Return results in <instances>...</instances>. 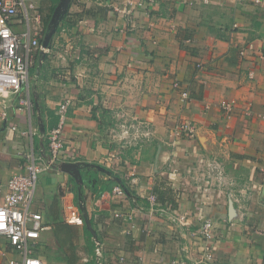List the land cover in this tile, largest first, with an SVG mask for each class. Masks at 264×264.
<instances>
[{
	"label": "crops",
	"instance_id": "1",
	"mask_svg": "<svg viewBox=\"0 0 264 264\" xmlns=\"http://www.w3.org/2000/svg\"><path fill=\"white\" fill-rule=\"evenodd\" d=\"M34 1L46 32L60 0ZM138 2L72 0L45 59L34 52L29 88L0 104V204L9 180L24 171V153L33 151L43 170L31 209L48 229L32 244V254L44 264H96L98 242L90 233L91 250L85 224L67 222L70 205L80 210L78 185L61 163L48 167L47 136L68 98L65 148L77 159L66 162L105 167L141 199L115 196L118 182L83 170L103 264L121 258L126 264L196 262L205 219L217 227L219 264H264V0H156L144 8ZM21 99L31 106L22 107ZM222 101L236 103L230 118ZM124 119L147 125L151 138L124 143L118 129ZM185 122L197 125L194 138L174 136ZM209 158L225 168V187L212 186ZM109 180L116 184L98 196ZM152 193L160 208L185 214L186 225L171 222L159 207L152 213ZM120 211L135 214L130 233L115 216ZM11 260L22 255L0 236V264Z\"/></svg>",
	"mask_w": 264,
	"mask_h": 264
},
{
	"label": "built area",
	"instance_id": "2",
	"mask_svg": "<svg viewBox=\"0 0 264 264\" xmlns=\"http://www.w3.org/2000/svg\"><path fill=\"white\" fill-rule=\"evenodd\" d=\"M156 0H139V7H147ZM243 1V0H237ZM16 26H23L21 32H16ZM45 33V24L34 0H0V104H6L8 100L17 97L24 89L29 88L30 71L34 67V52L44 50L42 41L39 39ZM253 78L254 74L250 73ZM184 99L189 98V93H182ZM22 107L31 106L29 99H21ZM72 104L71 99H65L58 108L59 124L47 136L49 141L50 158L48 167L68 160H76L77 156L65 148L64 128L67 112ZM220 108L226 118H230L236 111V103L222 101ZM247 116L251 115V108L245 110ZM3 116H6L4 113ZM136 123H130L126 119L120 123L118 129L120 140L136 141L149 139L152 136L147 125L134 119ZM142 129V130H140ZM135 130V133H132ZM197 133V125L192 122L180 124L174 131V136L182 138H194ZM128 138L130 140H128ZM134 139V140H133ZM24 171L16 173L8 182V193L4 202L0 204V236H5L10 244L22 255L21 261L11 260L7 264H44L43 261L32 254V244L40 237L41 232L48 229L43 215L34 212L31 205L35 196L40 174L42 173L43 159L33 151L24 153ZM208 178L212 180V186H226V172L222 163L217 159L207 160ZM113 194L123 199H129L124 188L117 186ZM150 211L159 207L156 195L148 196ZM161 213L168 215L171 222L186 225L187 217L173 211L171 207H159ZM116 217L123 218L129 226V233L135 226V214L133 212H116ZM67 222L74 225L84 226V219L78 207H68ZM216 225L212 219L202 221L198 230L202 239L201 256L191 264H219L215 255ZM187 252V250H185ZM96 264H103V249L97 243L95 249ZM116 264H126L121 258ZM171 264H187L186 259L174 260Z\"/></svg>",
	"mask_w": 264,
	"mask_h": 264
},
{
	"label": "water",
	"instance_id": "3",
	"mask_svg": "<svg viewBox=\"0 0 264 264\" xmlns=\"http://www.w3.org/2000/svg\"><path fill=\"white\" fill-rule=\"evenodd\" d=\"M71 1L72 0H60L57 7L55 8L53 16L47 26V29H46V32H45V35L42 41V46L44 50H50L52 40L54 36L56 35V33L58 32V29L62 26L63 18L69 9ZM46 54H47L46 51H42V55H43L42 59H45ZM41 131L45 132V127L43 124H41ZM59 169L71 175L72 178L75 180L76 184L78 185L79 207L82 213V217L84 219L85 227L93 235L95 240L99 243L97 233L95 229L93 228L90 215L87 209V203L85 201L86 197L83 194V187L85 184V179L82 173L83 170L84 169H87V170L94 169L95 171L106 173L124 188L125 192L127 193L129 197H133V195L125 187V185L122 183L119 177H115L111 171H109L108 169L100 165L84 163V162H75V163L64 162L59 165Z\"/></svg>",
	"mask_w": 264,
	"mask_h": 264
},
{
	"label": "trees",
	"instance_id": "4",
	"mask_svg": "<svg viewBox=\"0 0 264 264\" xmlns=\"http://www.w3.org/2000/svg\"><path fill=\"white\" fill-rule=\"evenodd\" d=\"M58 31H60V28L58 29ZM112 182V184H116L114 183L112 180L106 181V183H104L103 185L100 186V189L98 190V196H100L101 194H103L106 190H108L109 188V183ZM123 184L125 185V187L131 192V194L133 195V199L138 201H141V199L136 195V193L134 191L131 190L130 186H128V184L126 183V181H123ZM149 203V202H148ZM91 222L93 223V219H91ZM86 235H87V242L88 245L90 247L91 250L94 251L95 248V244L92 241V235L90 234V232L86 231Z\"/></svg>",
	"mask_w": 264,
	"mask_h": 264
},
{
	"label": "rangeland",
	"instance_id": "5",
	"mask_svg": "<svg viewBox=\"0 0 264 264\" xmlns=\"http://www.w3.org/2000/svg\"><path fill=\"white\" fill-rule=\"evenodd\" d=\"M49 22H50V21H48V22L46 23V27L48 26ZM43 36H44V35H43ZM128 140H130V139L128 138Z\"/></svg>",
	"mask_w": 264,
	"mask_h": 264
}]
</instances>
